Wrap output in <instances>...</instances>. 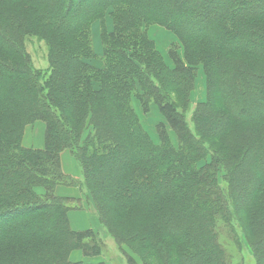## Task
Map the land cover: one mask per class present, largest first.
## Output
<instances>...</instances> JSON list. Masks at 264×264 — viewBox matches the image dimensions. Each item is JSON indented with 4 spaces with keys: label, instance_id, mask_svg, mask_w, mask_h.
Wrapping results in <instances>:
<instances>
[{
    "label": "trees",
    "instance_id": "1",
    "mask_svg": "<svg viewBox=\"0 0 264 264\" xmlns=\"http://www.w3.org/2000/svg\"><path fill=\"white\" fill-rule=\"evenodd\" d=\"M151 25L176 35L174 65ZM154 107L157 140L138 110ZM37 122L44 147H27ZM59 185L84 191L127 264H246V248L264 264V0H0V264H105L102 232L72 228L83 198Z\"/></svg>",
    "mask_w": 264,
    "mask_h": 264
},
{
    "label": "rangeland",
    "instance_id": "2",
    "mask_svg": "<svg viewBox=\"0 0 264 264\" xmlns=\"http://www.w3.org/2000/svg\"><path fill=\"white\" fill-rule=\"evenodd\" d=\"M112 19L108 16V25L109 28L112 29ZM93 39H94V49L96 52V57L90 59L91 63L95 66L102 67L104 66V47L103 43L101 41L100 34V25L98 22H96V25L93 26ZM150 35L153 39H155L158 49L166 56L167 61L174 65L173 60L168 56V50L170 47V44L177 40V37L174 33L167 30L165 27H162L160 25H151L149 27ZM27 50L30 53L33 63L36 68L46 69L49 65L48 61V48L44 40L39 39L38 37L31 36L27 40ZM182 52V50H181ZM206 78L204 74V70L201 67L199 76H198V82H197V88L195 92L192 94V99L194 103H197L201 100H204L206 98V84H205ZM139 113L141 116V119L143 121L144 126L146 129L152 134V136L157 140L158 136L155 130L156 124L164 120V117L162 114L156 109V107L153 108L152 113L149 115H144L143 111L139 109ZM36 127V126H35ZM37 131L35 132V139H38V136L36 135ZM33 135V133H31ZM31 135V139L32 136ZM38 143L39 141L36 140ZM71 152V151H70ZM73 155V154H72ZM74 157V155H73ZM76 160V158L74 157ZM76 164L78 169H80L79 164L76 160ZM81 173V170H80ZM81 177V174L80 176ZM60 186V185H59ZM66 186V185H65ZM78 187L80 192L83 196H81L84 200V208L81 209H73L70 211L72 212V218L75 222V226L78 228H82L83 230L92 228L95 231H101L102 236H104L103 228L100 223V220L98 218V215L91 209V206L88 203L87 197L85 196L84 191L79 186ZM75 197V196H74ZM86 197V198H85ZM79 219V221H78ZM71 220V219H70ZM76 222L80 223V225H77ZM126 224V223H125ZM72 225V224H71ZM73 229H75L72 226ZM128 228V226H127ZM105 237V236H104ZM105 240V254L101 255L96 258H92V261H95V263H99L100 261H104L105 264H127V259L123 255L122 248H119V245L115 241V239L111 236H106L104 238ZM129 250L128 246L125 245L124 251ZM238 255V254H237ZM242 257H244V261L246 264H256V260L251 254L249 250L244 249L242 252ZM83 258V254L81 250H74L71 255V259L74 261L80 260Z\"/></svg>",
    "mask_w": 264,
    "mask_h": 264
},
{
    "label": "crops",
    "instance_id": "3",
    "mask_svg": "<svg viewBox=\"0 0 264 264\" xmlns=\"http://www.w3.org/2000/svg\"><path fill=\"white\" fill-rule=\"evenodd\" d=\"M94 25H96V23ZM112 28H113V24H112ZM36 131H37L36 135L38 136V139H35L34 134ZM44 132H45V124L43 122H37L35 125L28 126L23 139V144L27 147L43 148L45 143ZM31 133H33V135ZM31 135L33 136L32 139H31ZM36 140H38L39 142L37 143ZM62 164L65 173L75 178H79L81 174L80 169H78L76 160L74 159L70 150H65L62 152ZM57 193L62 196H75V197L83 196L79 188L74 186L60 185L57 188ZM71 215L72 212L70 213V219H71V224L75 228V230H83L82 228H78L75 226V222ZM76 224L80 225V223L78 222H76Z\"/></svg>",
    "mask_w": 264,
    "mask_h": 264
}]
</instances>
